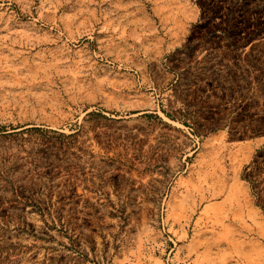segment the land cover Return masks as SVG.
Segmentation results:
<instances>
[{"label": "rangeland", "instance_id": "374dc122", "mask_svg": "<svg viewBox=\"0 0 264 264\" xmlns=\"http://www.w3.org/2000/svg\"><path fill=\"white\" fill-rule=\"evenodd\" d=\"M0 264H264V0H0Z\"/></svg>", "mask_w": 264, "mask_h": 264}]
</instances>
